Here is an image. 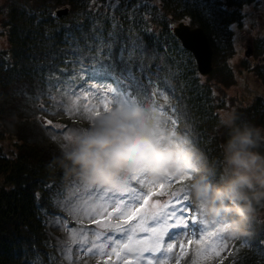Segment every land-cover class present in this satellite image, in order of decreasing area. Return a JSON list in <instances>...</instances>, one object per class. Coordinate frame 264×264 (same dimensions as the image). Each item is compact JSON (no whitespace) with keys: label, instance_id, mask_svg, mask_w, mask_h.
Listing matches in <instances>:
<instances>
[{"label":"trees","instance_id":"16d2710c","mask_svg":"<svg viewBox=\"0 0 264 264\" xmlns=\"http://www.w3.org/2000/svg\"><path fill=\"white\" fill-rule=\"evenodd\" d=\"M55 1L69 6L70 13L56 16L55 5L46 0H15L13 5L0 6V21L6 25V31H0L5 36L0 46V173L4 177L0 185V264H17L24 243L35 252L46 243L51 245L57 239L55 216L64 209L61 202L71 196V189L82 190L80 178L66 176L59 167H47L60 154V147L45 132L49 126L41 121L46 118H40L39 110L49 101L56 104L53 96L60 99L99 88L103 83L99 80L80 79L81 64L85 68L112 64L117 70L127 66L146 85L149 80L155 82L152 91L158 110L164 108L161 93L170 85L177 95L173 102L190 110L201 135L203 118L211 123L217 119L214 91L197 70L191 50L175 36L173 26L183 19L204 27L216 58L232 53V24L246 15L244 8L253 4L262 11L259 0ZM259 77L264 80L263 73ZM69 81L73 85L70 94ZM247 110L256 118L246 123L256 120L264 126L261 97ZM243 123L239 118L237 124ZM50 125H56L52 118ZM71 125L76 127L72 119ZM260 151L264 152V145ZM214 160L218 165L222 161L209 157V162ZM253 229L261 238L255 235L252 245L237 243L241 249L236 244L216 264H264V226L253 224Z\"/></svg>","mask_w":264,"mask_h":264},{"label":"clouds","instance_id":"9594fccd","mask_svg":"<svg viewBox=\"0 0 264 264\" xmlns=\"http://www.w3.org/2000/svg\"><path fill=\"white\" fill-rule=\"evenodd\" d=\"M84 119L86 127L64 135L49 170L59 167L66 176L111 189L125 187L137 174L150 183L182 176L206 226L228 239L248 234L256 205L264 203V135L259 127L237 124L235 112L221 114L219 125L229 132L218 165L203 154L199 162L164 127V115L152 104L116 103L99 115L85 113Z\"/></svg>","mask_w":264,"mask_h":264},{"label":"rangeland","instance_id":"374dc122","mask_svg":"<svg viewBox=\"0 0 264 264\" xmlns=\"http://www.w3.org/2000/svg\"><path fill=\"white\" fill-rule=\"evenodd\" d=\"M14 1L15 0H0V6L4 4L13 5ZM38 1L41 2L42 0ZM46 1H49L51 5H55L52 9L53 12L60 6V4H56L55 0ZM258 2L261 4L260 8L262 7L261 12L253 4L247 6L244 8L246 15L241 21H237L233 24L234 31L232 36H234V38L231 44V49H233L232 53L226 55L220 53L218 57L213 58L214 71L208 75H201L205 81H208V83L212 85V91H214L215 110L217 113V119L214 123L205 121V118H203L202 123H200L202 124L200 135V131L193 125L195 119L193 114H190V110L173 104V98L177 97V95L170 85H167L163 92V97L160 100V104L164 106L165 110L164 122L167 121L164 127L168 131L174 128L177 139L180 142L186 140L187 143L185 147L190 149L194 153L196 159L201 163H203V161L200 160L201 154L206 156L208 161L210 156L214 158L218 157L222 160V147L218 145V142H224L227 128L219 125L220 115L225 112H235L239 118H242V122L246 123L247 119L256 118V114L254 112L249 113L247 107L253 106L259 97L264 100V80H261L259 77L261 73L264 74V0H259ZM0 31H6V25H4L2 21H0ZM4 40V34L0 33V46ZM248 50L252 52H246ZM164 77L165 75H163L162 72V78ZM164 83L167 84L166 81H164ZM98 89H102L100 94H109L108 88L104 83H100L99 88L85 92L83 95L62 96L60 99H55L57 101L56 104L52 105L49 101L44 103V106L40 107L39 110L41 115L46 117L47 121H51V118L56 121V125L52 127L49 126L48 130L45 131L51 134V140L55 136V139H53L55 146L59 147L60 143L63 142L62 138L69 130L86 127L84 114L88 112L85 111V106L92 108L93 111L96 110L95 106H98L100 110L103 109V105L100 103L96 94V90ZM165 96L167 99L164 98ZM66 107H68L69 110L66 111ZM70 119H72V121L74 120L76 127H74V125L68 127L63 124L64 121L69 122ZM173 120L176 121L175 125L171 123ZM41 121H43V118ZM37 124L39 128H41L39 123ZM78 124H80V127H78ZM252 125L259 127L262 135H264V126L262 124L255 120L252 121ZM178 179L179 178H176L168 182L171 187H166L164 189L167 193L165 196H153L152 201L159 199L161 203H164L172 198V192H180L182 189L184 190L181 192L182 195L188 194V189H186L187 186L181 185L182 182L177 183ZM2 183H4V177L0 173V185ZM156 190L159 191L160 189L157 188ZM145 191L147 192V188H145ZM69 195H71L69 196L70 202L84 204V201L87 199L83 189L75 190L73 188L70 190ZM61 196L64 198L62 194ZM69 198H67V200H69ZM189 201L193 206L189 211V216H191L193 213H198L199 210L192 204L190 196ZM94 203L95 200L88 201L89 205ZM63 206L65 210L62 217L66 219L68 227H65L64 220H61L59 224L54 220V228H57L56 235L58 237L55 236L57 240L53 243L51 242V245L46 243L42 250H38V252H35L29 243L22 244L23 248L20 249L21 253L17 256V264H69V261L64 255L66 245L72 246V264H98V261H100V264H103L105 258L79 253L76 248L78 240L75 242L69 240V228L76 229V232L72 235L77 238L81 236L82 232L86 231L89 240H95L94 233L96 231H105L94 223V221L100 217L84 212L70 213L67 210L69 204H63ZM103 215L106 217L107 213ZM253 224H258L261 227L264 226V203L260 206H256L254 217L246 227L247 235L239 239H228L222 235L223 243L226 247L223 248L220 256L217 257L214 254H210V258L201 260L200 264H216L221 257L229 255L228 252L231 249H235L237 245L244 241L252 245L251 240L255 235H259L255 229L250 230ZM110 235L117 236L121 239L123 238L115 231H112ZM261 236L262 235H259V238H261ZM189 239L194 241L196 237L188 235L182 237L180 241L177 242V247L174 249V253L171 254L173 258L169 261V264H175L176 258L179 257L180 242L186 245V255L180 259L179 264H192L193 260L196 259V251L199 246L195 243L188 245ZM255 240L258 239L256 238ZM236 241L239 242V244L236 245ZM213 242L218 241H216V238H213ZM237 249H241L240 245ZM238 252L239 251H236V255L239 254ZM128 255L131 256L134 254L129 253ZM113 259H115V257H113ZM108 262V264H112V261Z\"/></svg>","mask_w":264,"mask_h":264},{"label":"snow or ice","instance_id":"6c2138e0","mask_svg":"<svg viewBox=\"0 0 264 264\" xmlns=\"http://www.w3.org/2000/svg\"><path fill=\"white\" fill-rule=\"evenodd\" d=\"M120 59L123 63L122 55ZM80 79L85 82L99 80L108 88L109 94H100L102 89L96 90L105 111L110 110L116 103L126 105L137 101L155 107L156 93L152 91L155 82L149 80L146 85L127 66L117 70L112 64L92 65L89 68L81 64ZM72 88L73 85L69 81L67 85L69 94L72 93ZM52 98L56 99L55 96ZM164 98L167 99L166 96ZM95 109L93 111L92 108L85 106L86 112L99 115V107L95 106ZM65 110L69 108L66 107ZM159 111L165 115L164 108H160ZM48 123L50 124L51 121ZM171 123L175 125L176 121L173 120ZM166 124L167 121L164 122L165 126ZM169 131L175 136L174 128ZM181 143L186 144L187 141ZM176 178H179L177 183L186 181L185 177L169 175L164 182L150 183L145 176L137 174L125 187L111 189L90 185L81 180V187L87 197L84 204L70 202V198L62 201L61 204H69L67 210L70 213L84 212L100 217L94 223L105 231H96L95 240L90 241L86 231L77 238L72 235L76 229L69 228V240L74 242L78 240L76 248L79 253L105 258L103 264H108V261H112V264H169L177 242L188 235L196 237L194 241L189 239L188 245L195 243L199 246L192 264H200L201 260L210 258V254L219 257L226 247L222 234L205 225L200 211L189 216L193 206L189 201V195L181 194L183 189L180 192H172V198L164 203L159 199L152 201L153 196H165L167 193L164 189L171 187L168 182ZM157 188L160 190L157 191ZM89 200H95V203L89 205ZM104 213H107L106 217ZM55 220L57 224L64 220L65 227H68L64 217L56 215ZM112 231L123 238L110 235ZM213 238L218 242H213ZM179 248L180 255L176 258L175 264H179L180 259L186 255V245L180 242ZM71 252L72 246L66 245L64 255L69 264H72ZM129 253L134 255L130 256Z\"/></svg>","mask_w":264,"mask_h":264},{"label":"water","instance_id":"95a60500","mask_svg":"<svg viewBox=\"0 0 264 264\" xmlns=\"http://www.w3.org/2000/svg\"><path fill=\"white\" fill-rule=\"evenodd\" d=\"M58 14L68 13V8H60ZM175 35L182 39L183 45L191 49L198 63V70L209 74L213 67L214 48L211 45L205 29L201 26H192L190 23L180 21L173 27Z\"/></svg>","mask_w":264,"mask_h":264}]
</instances>
